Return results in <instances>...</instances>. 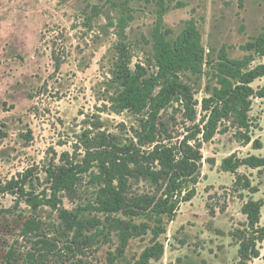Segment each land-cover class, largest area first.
<instances>
[{
    "label": "rangeland",
    "instance_id": "1",
    "mask_svg": "<svg viewBox=\"0 0 264 264\" xmlns=\"http://www.w3.org/2000/svg\"><path fill=\"white\" fill-rule=\"evenodd\" d=\"M123 1L0 0V130L6 133L0 139V184L31 168H37L43 180V169L52 162L57 164L63 153L72 156L79 141V153L83 154L82 134L93 135L99 126V131L117 137L119 142L132 137L140 117L126 111L114 112L110 72L120 49L128 55L131 69L140 64L154 71L152 34L164 9L161 28L171 31L166 37L170 42L190 19L201 34L207 62L203 75H182L198 101L205 94V85H215L212 72L221 47H227L228 58L240 59L246 54L240 47L264 28V0H150L127 5ZM91 7H97L99 15L93 16ZM129 15L132 20L123 29L109 25L118 17ZM52 51L63 57L59 70L54 68ZM249 54L254 57L252 67L264 64V56L255 51ZM251 87L263 88L264 78ZM160 117L173 137L171 143L193 134L188 130L193 124L184 118L177 104L164 109ZM249 117L251 137L258 139L262 148L253 149L251 144L238 142L232 128L202 144L196 194L190 202L180 204L174 220L166 225V234L159 238L164 255L152 264H235L237 248L229 231L245 221L241 214L243 201L262 200L264 222V182L257 172L246 167L238 170L259 187L254 195L242 192V201L232 192L234 175L220 169L222 160L231 154L239 158L264 157V98L252 100ZM194 141L189 145L193 146ZM151 191L139 183L131 192ZM94 193V188L84 183L76 195L63 196L60 207L70 211L84 206L93 200ZM14 201L13 196H0V209L9 212L0 218V264H4L3 258L12 246L15 255L10 264H24L26 251L32 247L33 240L19 234L23 221L32 216L31 210L23 202L14 207ZM206 204L215 209V217L209 216ZM222 206L225 212L219 213ZM56 216L45 207L37 213L43 222L44 236L61 249L45 264H106L108 252L115 249L113 236L106 242L98 240L83 246L78 243L81 236L73 242V232L60 228ZM94 216L100 217L94 211L80 213L82 219L89 221ZM150 237L148 234L131 240L115 264L136 262ZM260 252L264 257V244ZM253 264H264V260L260 258Z\"/></svg>",
    "mask_w": 264,
    "mask_h": 264
},
{
    "label": "trees",
    "instance_id": "2",
    "mask_svg": "<svg viewBox=\"0 0 264 264\" xmlns=\"http://www.w3.org/2000/svg\"><path fill=\"white\" fill-rule=\"evenodd\" d=\"M134 1L148 3L150 0L123 2L127 5ZM91 12L93 16L99 15L97 7H91ZM164 13L165 9L152 34L154 71L140 64L131 69L128 55L120 49L110 72L109 83L114 89L110 102L114 112L126 111L140 117L138 130L132 129V137L122 143L117 137L99 131V126L93 135L92 132L82 134L83 154L79 153V141L72 156L63 153L57 164L52 162L43 169V180L36 172L38 169L31 168L0 184V196L15 197L14 207L23 202L32 213L19 231L22 238L33 240L24 264H45L61 253L57 243L44 236L43 222L37 217L42 207L56 213L60 228L73 232V242L81 236L78 243L90 246L113 236L115 249L108 252L106 264H115L123 257L131 240L148 234L151 236L149 245L133 264L158 263L164 255V245L159 238L166 234V225L174 220L180 204L190 202L196 194L202 144L232 128L238 142L245 146L251 144L253 149L262 148L261 142L251 137L249 113L252 100L264 98V87L258 90L251 87L256 80L264 78V64L252 67L254 57L249 53L255 51L260 57L264 56V28L240 47L246 53L240 59L228 58L227 47H221L212 72L215 85H205V94L198 101L182 75H203V65L207 62L201 34L195 21L190 19L174 42H170L166 37L171 31L161 28ZM130 20L131 15L120 16L109 25L123 29ZM62 58L61 54L51 52L55 70H59ZM173 104H177L184 118L193 124L188 128L193 132L191 137L186 135L177 143H171L173 137L160 117L161 112ZM5 136L0 130V139ZM196 137L198 139H194ZM191 140H196L193 146L189 145ZM242 167L256 171L264 182V157L239 158L231 154L221 162L220 169L234 175L232 192L243 201L242 192L254 195L259 187L254 186L247 175L238 173ZM84 183L94 188L93 200L70 211L60 207L62 197L76 195L78 187ZM139 183L152 191L133 194L131 191ZM262 207V200L249 199L242 203L241 214L245 221L229 231L237 248L235 264L264 260L260 252L264 244ZM206 208L209 216L215 217V209L208 204ZM82 211H94L100 217L85 220L80 217ZM224 212L225 206L220 207L219 213ZM6 213H9L7 209H0V218ZM14 255L12 246L3 258L4 264H10Z\"/></svg>",
    "mask_w": 264,
    "mask_h": 264
}]
</instances>
